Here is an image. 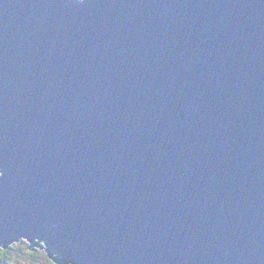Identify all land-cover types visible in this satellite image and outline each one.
<instances>
[{"label":"water","instance_id":"1","mask_svg":"<svg viewBox=\"0 0 264 264\" xmlns=\"http://www.w3.org/2000/svg\"><path fill=\"white\" fill-rule=\"evenodd\" d=\"M0 171L4 248L264 264V0H0Z\"/></svg>","mask_w":264,"mask_h":264},{"label":"flooded vegetation","instance_id":"2","mask_svg":"<svg viewBox=\"0 0 264 264\" xmlns=\"http://www.w3.org/2000/svg\"><path fill=\"white\" fill-rule=\"evenodd\" d=\"M25 245H27V253L24 251V247H20L18 253H21L25 256L23 258L30 259V264H73L72 262H62L57 259L56 253H52L48 251V247L41 244L40 241H36L35 244H31L28 241H24ZM37 247L42 248L41 250ZM9 249H13V246H9L8 248L0 247V260L3 264H7L10 260ZM53 256V257H52Z\"/></svg>","mask_w":264,"mask_h":264},{"label":"rangeland","instance_id":"3","mask_svg":"<svg viewBox=\"0 0 264 264\" xmlns=\"http://www.w3.org/2000/svg\"><path fill=\"white\" fill-rule=\"evenodd\" d=\"M24 241L30 242L29 240H27V238L21 237L18 241H15V242H13V243H11L9 245V246H13V249H9V255H10L11 258L8 261L7 264H30L29 263L30 262V259L23 258L22 256H25V255H23L21 253H18L20 247H24V249H25L24 251L27 253V251H28L27 248L28 247H27V245H25ZM40 242L45 247V242H42V241H40ZM0 247H2V246L0 245ZM37 248L40 249V250L42 249L40 247H37ZM0 264H3V262L1 260H0ZM40 264H41V261H40Z\"/></svg>","mask_w":264,"mask_h":264},{"label":"clouds","instance_id":"4","mask_svg":"<svg viewBox=\"0 0 264 264\" xmlns=\"http://www.w3.org/2000/svg\"><path fill=\"white\" fill-rule=\"evenodd\" d=\"M0 175H1V171H0ZM42 242H45V241L42 240Z\"/></svg>","mask_w":264,"mask_h":264}]
</instances>
